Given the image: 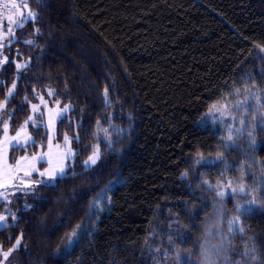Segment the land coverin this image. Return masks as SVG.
Here are the masks:
<instances>
[{
  "label": "trees",
  "instance_id": "obj_1",
  "mask_svg": "<svg viewBox=\"0 0 264 264\" xmlns=\"http://www.w3.org/2000/svg\"><path fill=\"white\" fill-rule=\"evenodd\" d=\"M29 2L39 13L38 21L18 29L17 41L5 48L10 62L32 60L20 74L17 95L7 108L14 112L12 134L17 122L30 114V105L19 111L24 96L31 99L33 88L44 92L49 86L64 93L66 80L68 91L59 99L62 105H73L68 114L71 123L68 119L63 125L58 122L55 143L63 144L64 132L79 134L80 140L72 142L77 153L73 166L78 172L83 170L90 147L99 143L102 158L95 181L101 187L109 180L121 184L111 192V210L99 214L93 235L85 236L68 252L56 254L55 250L63 234L84 215L78 209H86L95 195L90 191L94 185L77 183L61 185L56 193L40 191V197L52 202L63 195L67 203L60 205L48 202L41 206L42 201L31 196H17L8 207L21 219L17 228L0 234V242L24 231L22 246L13 257L15 264H174L164 259L163 252L171 251L167 225L178 219L183 234L191 239L180 243L177 238V245L183 254L191 252L192 264H200L202 229L209 223L215 195L196 188V177L190 174L181 180L180 174L189 168L195 153L216 155L219 127L204 120L209 106L229 87L242 86L241 78L249 80V74V83L264 87V60L259 58L264 53L255 47L264 44V0H47L43 8H37L35 0ZM35 28L40 35L33 34ZM28 39L40 46L24 43ZM3 69L0 100L17 75L15 63ZM105 85L115 89L109 108L104 107L101 95ZM106 117L122 130L120 135L111 133L112 149L103 142V133L99 140L94 135L96 120L103 123ZM28 132L35 146L12 150V162L46 151L49 132L31 125ZM254 135L257 151H251L248 137L242 136L238 148L225 153L232 166L226 176L233 181L239 180L236 169L247 158L264 161V133ZM222 167L200 171L215 181ZM261 175L259 166H253L244 182L251 185L256 177L258 183ZM73 187L81 193L78 203L68 198ZM26 203L34 208L25 210ZM225 203L231 214L233 202ZM205 204L207 208L201 210ZM54 207L60 211L50 213ZM71 210H77L75 219ZM190 212L197 213L193 221L188 219ZM57 217L65 224L58 230ZM41 219L46 220V230L39 227ZM244 223V234L231 237L227 255L233 264H252L241 255L246 246L255 245L257 256L264 257V213L257 211ZM211 243L218 244L219 238ZM214 259L216 264H225L223 256Z\"/></svg>",
  "mask_w": 264,
  "mask_h": 264
},
{
  "label": "snow or ice",
  "instance_id": "obj_2",
  "mask_svg": "<svg viewBox=\"0 0 264 264\" xmlns=\"http://www.w3.org/2000/svg\"><path fill=\"white\" fill-rule=\"evenodd\" d=\"M47 3V0H35L37 8H43ZM7 10L8 15L6 17L7 27L4 25V21L0 19V50L4 49L7 45H10L15 39L14 27L19 29L23 28L26 23H35L39 19V13L32 10L27 0H5L2 5ZM18 17L19 19H16ZM34 35H40V29H34ZM24 43L39 47L40 45L33 39H28ZM255 47L259 50V53H264V44H256ZM264 60V55L259 57ZM31 57L24 62L9 61L8 56L3 55L0 51V70L3 69V65L15 63L16 77L13 79L11 86L7 88V93L3 95V99L0 100V118L7 117L8 119L2 120L4 140L0 141V149L4 144H12L19 147L21 150H25L27 146H35L36 141L32 135L28 132V127L31 125L33 129H39L44 127L46 131H52L55 129L57 121L61 125L64 124L66 119L71 123L68 113L73 110L71 103H65L61 106L59 97L64 95L68 91L67 81L65 80V91L64 93H58L54 88L47 87L44 92L37 91L35 88L32 89V98L25 95L21 101L19 111H24V106L30 105V114L23 120L22 123H18V127L15 134L9 137V121L14 117V112L7 111L8 105L15 99L17 95V80L20 79V74L29 69L31 65ZM262 72V80H264V69ZM242 79V86L229 87L226 94L220 95V100L211 104L205 113L206 116L213 117V124L219 126V139L216 145V155L205 156L201 152L194 154V157L189 165L181 174V180H187L190 174L198 179L196 188L201 189L207 193H214L215 200L212 202V213L208 217L209 223H206L202 229L203 241L199 244V255L201 257L200 264H216L215 257L223 256L225 264H233L228 257L227 253L231 247V237L235 234H244L246 226L244 221L254 215L257 211L264 213V175H261L259 182L257 183L256 177H253V183L251 185L244 182V177L248 175L253 166H259L261 172L264 173V161H257L251 157L240 163L238 169L239 180L233 181L226 176V172L231 165L228 164L225 153L229 150L238 148V140L242 136L248 137V144L251 151L255 152L258 150V142L254 133L257 131L264 133V87H260L256 82L249 83L251 80V74H249V80ZM4 82L0 81V94L3 93ZM115 89L110 85H105L102 92L103 105L105 108H109L113 104L111 93ZM47 96L49 99H45ZM233 97H241L235 99L234 102L230 99ZM32 100L38 101L33 103ZM54 105V106H50ZM83 109H81V112ZM107 123L109 126L104 127L103 124ZM79 123L77 127H79ZM116 135L122 134V130L115 128L112 124L111 118H103L96 120V130L94 135L97 139H100V133H103V142L108 149H112V145L115 143L111 139V133ZM75 141L80 140L79 134L70 136L68 132L63 133V144L65 151L57 152L55 158L53 156L52 149L53 136H47L48 152L33 155L31 157L23 156L20 160L16 161V167L18 170L23 171V176L20 177V182L17 185H13L17 191L24 192L26 196H31L34 200L42 201L41 206L46 205L49 200H45L40 197L39 193L41 190H47L50 193H56L61 185H75L88 184L94 185L90 191H95V195L87 203L86 209L81 208L78 211H82L84 215L79 219V222L71 226L69 231H66L60 238L59 244L56 248V254L61 252H68L75 247L79 246V243L85 236L91 237L96 231L95 223L100 218V213L103 211H110L111 205L113 204L112 197L108 195L111 191V185L115 180H109L103 187L99 185L95 178L98 176L96 171V165L101 160L102 154L99 147V143L93 144L90 147V154L83 161L81 167L82 171L78 172L76 167L69 164L68 161L75 157L77 153L71 148V144ZM43 147V145H41ZM60 144H55L56 149H60ZM251 160V163L248 161ZM20 161L29 163L27 168H20ZM47 164V167L41 168L36 167V164ZM222 165L219 171V178L215 181L208 179L205 173L201 172L200 169H211ZM36 174L39 178L32 179L33 174ZM118 179V177H117ZM95 181V183H94ZM192 185L189 184V187ZM0 207H4V212L0 213V234H3L4 230L8 228H17L21 217H18L16 212L12 211L8 207L12 201L9 199L7 181L0 180ZM99 191H96V189ZM15 195V193H11ZM81 193L76 188L71 189L69 199L74 203H78L77 196ZM226 200L233 202V211L230 214L226 207ZM55 205L66 204L67 201L63 195L60 196L56 201L52 202ZM207 204L203 206L201 210L207 208ZM187 207V204L185 205ZM25 210L32 209V204L26 203L24 205ZM60 209L54 207L50 209V213L59 212ZM73 213L72 219L76 218L77 210H71ZM47 215V214H46ZM171 215V213H170ZM197 215L195 212L188 213L189 221H193ZM95 217V219H93ZM11 221V222H9ZM173 224L177 225L173 228ZM57 230L60 227H64V220L57 217L55 221ZM71 225V220H69ZM39 227L41 230L47 229L45 219L39 221ZM169 229L168 248L171 251L165 250L163 252L164 259H172L174 264H192L191 252L187 255L180 251L177 245V238L180 243H188L191 239L190 236L184 235L182 229L183 225L180 224L179 220H172L167 225ZM226 227L227 231L223 229ZM91 229V231H90ZM24 231L20 230L19 235L13 236L8 235L4 242H0V264H9L10 258L13 253L17 252L21 246L24 238ZM153 235H159L158 232H154ZM219 238L218 244H212L213 239ZM15 241L14 243L12 241ZM10 245L5 248L4 244ZM25 247H27L25 245ZM157 252L161 249L157 248ZM242 256L248 257L252 264H264V257L257 256L256 247L246 246V250L241 253ZM235 264H240L236 261Z\"/></svg>",
  "mask_w": 264,
  "mask_h": 264
},
{
  "label": "crops",
  "instance_id": "obj_3",
  "mask_svg": "<svg viewBox=\"0 0 264 264\" xmlns=\"http://www.w3.org/2000/svg\"><path fill=\"white\" fill-rule=\"evenodd\" d=\"M16 19H19V18L16 17ZM4 25H5V27H7V21L4 23ZM16 30H18V29H16ZM5 43L7 44V42H5ZM11 44H13V42ZM10 45H7V47H10ZM36 103H38V101ZM4 119H8V118L7 117L0 118V141H3L4 140L3 123H2V120H4ZM9 123H10V121H9ZM10 128H9V133H8L9 137H11V136L14 135V134H12ZM49 134L53 136V145H54V147L52 149V152H53V156L55 158V154L58 151L60 152V149H56L55 148V144L56 143L54 141V138H55V136H54V130H52V133L49 132ZM14 144H15V142H12L11 145L10 144H4L2 146V149H0V180L7 181L8 185H9L8 191L11 188H15V187H13V185L19 184L20 177L23 176V171L17 169L16 162H12L11 157H10L11 151L14 150V149H16V148H19V147L14 146ZM27 147H29V146H27ZM46 152H48V147H47ZM28 157H31V156H28ZM20 158H18L16 161L20 160ZM29 163H34V162L29 161V162L26 163L24 161H20V168L21 169L27 168ZM38 165L39 164L37 163L36 164V167H38ZM34 177H36V174L35 173L33 174L32 179ZM0 191H3V189L0 188ZM1 202L2 201H0V203Z\"/></svg>",
  "mask_w": 264,
  "mask_h": 264
},
{
  "label": "rangeland",
  "instance_id": "obj_4",
  "mask_svg": "<svg viewBox=\"0 0 264 264\" xmlns=\"http://www.w3.org/2000/svg\"><path fill=\"white\" fill-rule=\"evenodd\" d=\"M29 3V5L31 6V8H32V5H31V3L30 2H28ZM33 10V9H32ZM34 11V10H33ZM27 24V23H26ZM17 28H15L14 27V33H15V39L13 40V43L14 42H16L17 41V33H16V30ZM2 34V33H1ZM7 45V44H6ZM26 60H28L27 58H22V59H20V60H18V59H15V62H24V61H26ZM47 99H49V98H47ZM50 106H54V105H51L50 104ZM61 106H63L62 104H61ZM69 114V113H68ZM67 114V115H68ZM207 120V122L209 123V124H212L213 126H216V127H219L218 125H214L213 124V117H211V116H206L205 118H204V120ZM58 122L59 121H57V124H56V127H55V129H54V136H56V129H57V125H58ZM202 125H205L204 123H201ZM50 133H52V131H49ZM50 135V134H49ZM56 138V137H55ZM48 147V146H47ZM71 148L73 149V146H72V144H71ZM46 150H47V148H46ZM74 150V149H73ZM63 151H65V146H64V144H61V147H60V152H63ZM75 151V150H74ZM42 152H44V151H41L40 153H42ZM76 152V151H75ZM39 153V154H40ZM44 153H46V151L44 152ZM75 158H76V156L75 157H73V158H71L69 161H68V163L69 164H71V165H73V163H74V161H75ZM99 162L100 161H98V164H99ZM39 165H38V168H41V170L43 169V167H47V164H40V163H38ZM97 164V165H98ZM96 165V166H97ZM39 177L36 175V179H38ZM20 182V181H19ZM119 184H121V181H115L112 185H111V191L108 193V195L110 196L111 195V192L116 188V186L117 185H119ZM15 193V195H12L11 193ZM8 193H9V199L11 200V201H13L17 196H26L25 194H24V192H21V191H17L15 188H11L9 191H8ZM14 254L15 253H13V256L10 258V260H9V264H15V259L13 258L14 257Z\"/></svg>",
  "mask_w": 264,
  "mask_h": 264
},
{
  "label": "built area",
  "instance_id": "obj_5",
  "mask_svg": "<svg viewBox=\"0 0 264 264\" xmlns=\"http://www.w3.org/2000/svg\"><path fill=\"white\" fill-rule=\"evenodd\" d=\"M18 2H19V0H18ZM5 3V0H0V19H2L3 21H4V23L7 21L6 20V17H7V15H8V12H7V10L6 9H4L3 7H2V5ZM1 34V33H0ZM6 48V47H5ZM5 48L4 49H2V50H0V51H2V53H3V55H6L5 54Z\"/></svg>",
  "mask_w": 264,
  "mask_h": 264
},
{
  "label": "water",
  "instance_id": "obj_6",
  "mask_svg": "<svg viewBox=\"0 0 264 264\" xmlns=\"http://www.w3.org/2000/svg\"><path fill=\"white\" fill-rule=\"evenodd\" d=\"M27 2H29V0H27Z\"/></svg>",
  "mask_w": 264,
  "mask_h": 264
}]
</instances>
